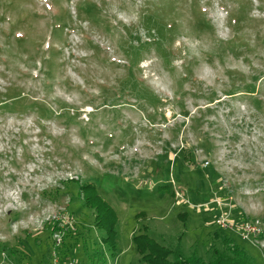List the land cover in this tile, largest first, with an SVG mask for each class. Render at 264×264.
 <instances>
[{
	"label": "rangeland",
	"instance_id": "obj_1",
	"mask_svg": "<svg viewBox=\"0 0 264 264\" xmlns=\"http://www.w3.org/2000/svg\"><path fill=\"white\" fill-rule=\"evenodd\" d=\"M0 101V264H146L144 233L264 264L237 229L264 228V0H0ZM71 180L115 210V252Z\"/></svg>",
	"mask_w": 264,
	"mask_h": 264
},
{
	"label": "trees",
	"instance_id": "obj_2",
	"mask_svg": "<svg viewBox=\"0 0 264 264\" xmlns=\"http://www.w3.org/2000/svg\"><path fill=\"white\" fill-rule=\"evenodd\" d=\"M2 105H4V102L0 101V107ZM69 183H74V186H77L79 195L82 197L81 200H83V205L92 210L94 214L95 226L105 232L103 245L105 244V246L115 252L118 239L116 230L118 216L115 210L102 199L94 183L86 182L82 184L75 180L69 181L67 185ZM246 221L249 220H245L244 222ZM50 224L52 225L51 229L54 233L59 228V225L54 223ZM66 233L68 234L69 231ZM223 240V248L213 249L211 258L207 260L203 256L195 253L185 256L178 250L173 251L172 249L165 248L155 240L150 239L145 233L134 237V243L137 249L136 253L140 255L142 261L146 262V264H252V260L242 247L235 244L228 237L223 236Z\"/></svg>",
	"mask_w": 264,
	"mask_h": 264
},
{
	"label": "built area",
	"instance_id": "obj_3",
	"mask_svg": "<svg viewBox=\"0 0 264 264\" xmlns=\"http://www.w3.org/2000/svg\"><path fill=\"white\" fill-rule=\"evenodd\" d=\"M62 212L65 213L66 208H63ZM59 213L53 214L50 220L51 221L52 219L57 220V221L62 220L63 223L61 222V224L59 225V228L61 230L63 229L66 232L75 231L74 220L69 216L62 217L60 216L61 214ZM217 225L220 227V229L232 230L234 229L232 227H235L236 224L232 222V219L230 218L229 214L222 213V216L217 220ZM237 229H238V232L242 231V233H238V234L241 236V238L244 241H248L252 243L253 245H255L256 247L258 245H261V248L264 250V228L262 227V223L258 221V219L256 220L252 219V220L246 221L242 225H240ZM63 236H64L63 231L62 232L59 231L54 234L53 241L55 244V248L60 247L62 245ZM54 264H59L57 259L54 260ZM67 264H74V263H67Z\"/></svg>",
	"mask_w": 264,
	"mask_h": 264
}]
</instances>
